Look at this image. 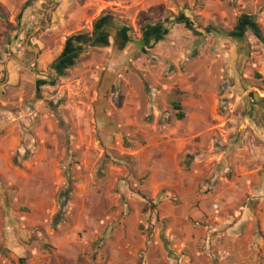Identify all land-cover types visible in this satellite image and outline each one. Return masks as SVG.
<instances>
[{
	"label": "rangeland",
	"instance_id": "rangeland-1",
	"mask_svg": "<svg viewBox=\"0 0 264 264\" xmlns=\"http://www.w3.org/2000/svg\"><path fill=\"white\" fill-rule=\"evenodd\" d=\"M67 1L69 7H66V0H63L62 15L57 13L62 0L30 1V4L40 3L39 8L34 11L38 15L37 19L35 22L30 21L31 25L25 29L17 52H8L10 59L23 58V63L30 66L33 55L23 50L24 44L35 52L43 45L45 50L57 53L63 50L64 38L77 33V27H88L85 32L77 34L83 40L87 39V34L93 32L94 24L101 18H105L107 27L112 28L107 39V42L110 39L111 45L105 46L110 48V52L101 62L98 54H104L101 51L103 47L98 46L99 51L84 49L82 54L76 55L73 66L60 74L54 65L61 51L45 71L39 72L36 66L29 67L28 70L24 68L22 72L25 73L15 86L6 85V72L1 70L0 122L12 119L16 121L19 137L29 144L33 135L31 129L33 121L36 120L34 111L37 104L49 111L56 121L53 111L56 113L59 105L69 104L72 97L78 101L74 93L81 94L80 99L88 96L91 100L94 93L107 88L106 101L118 106L125 99L126 105L132 108L127 112L129 118L137 125L131 128V135L125 136L124 132H128L123 131L119 135V141L112 140L104 144L99 142L98 147L102 152L99 153L98 160L97 157L92 159L90 154L83 160L80 152H70L71 147L66 143L63 123L61 120L57 123L58 130L63 134L61 147L65 151L67 148V155L60 160V174L64 185L55 194V213L58 210V194L67 187V183L72 194L76 166L83 167L84 161V166L94 170V183L100 188L97 193L101 203L92 206V209L97 211L105 207V213H108L109 205L116 200L117 203L127 201V195L121 193L120 186L127 187L124 189L125 193L130 192L142 200L143 224L138 231L148 240L157 237L160 247H163L165 225L159 217L157 206L165 192L160 190L153 198L139 191L148 173L139 177L136 163L132 155H129L144 150L145 134L159 133L166 127L177 128L185 136L186 147L180 160L181 171L189 173L194 167L198 171L202 169L207 172L199 181L206 193L211 191L214 183H218L217 176L220 177V174L225 180L235 182L240 179L245 169H249L254 170L255 174L250 179L251 193L247 199L261 198L264 193L258 190L264 186V0H166L167 6L158 8L155 15H139L137 24L138 18L134 20L124 15L127 12L124 6L130 0ZM206 2L211 10L224 13V18L215 15V18L205 20L195 15L202 12ZM82 9L86 18L79 19L78 15L79 21H70L68 15L71 11H75L77 15ZM53 14L57 15V20H54ZM127 14L133 15L130 11ZM243 15L248 16L244 21L247 28L243 38H227L225 34L235 29L238 22L244 19ZM44 17L47 23H44ZM34 23L37 24L36 30H39L29 36ZM50 23L55 29L44 32L46 24L50 26ZM20 24L22 16L19 17V24L14 20L6 26L12 32ZM145 26L163 34L162 41L150 50H145L135 42L140 39L141 29ZM122 31V35H127L123 42L119 38ZM199 36H203L205 41L192 52L190 47ZM77 45L79 44H75V49ZM20 52L23 53L21 57L18 56ZM85 52L89 54L83 55ZM92 52L96 54L93 55ZM2 62L0 55V67ZM89 62L93 65L87 66L86 63ZM108 73L111 78L106 80L105 75ZM253 94H256L255 99ZM176 101L183 106L182 110L186 114V118L179 123H174V111L171 107ZM197 105L199 109L196 108ZM20 108L25 112L22 120L18 119L22 113ZM196 120H202L201 124L195 126ZM190 122L193 124L192 128ZM189 129H192L191 133L188 132ZM257 155L261 156V160L256 159ZM21 163L15 153L11 164L21 168ZM145 165L143 159V166ZM118 169H121V174ZM12 192L13 189L6 188L0 181V215L4 225L7 223L3 209H11V199L8 201V198ZM136 192L146 197L147 201ZM71 194L64 207V220L57 229L66 219L67 203ZM169 201L175 203L178 200L171 194ZM18 212L22 213L23 208ZM53 216L48 224L50 231L57 230L50 227ZM8 225L17 227L16 218L9 217ZM17 228L18 230L13 228L11 233L19 237V231L22 230ZM37 231L29 232L30 237L25 244L30 249L36 246L40 248L39 251L46 253V246L41 243L40 237H36ZM3 246L0 243V263L18 264L19 259H24L25 264H28L33 250H22L20 256L17 255L14 259L11 251L2 250ZM139 259L140 264L144 263L143 255H139ZM90 260L94 261V258L90 257Z\"/></svg>",
	"mask_w": 264,
	"mask_h": 264
},
{
	"label": "crops",
	"instance_id": "crops-1",
	"mask_svg": "<svg viewBox=\"0 0 264 264\" xmlns=\"http://www.w3.org/2000/svg\"><path fill=\"white\" fill-rule=\"evenodd\" d=\"M30 1L0 0V55L3 61L0 71L6 72L8 86L18 83L25 73L22 72L24 68L28 70L27 68L36 66L39 72L45 71L62 51L50 52L42 45L35 52L24 44L23 50L33 55L30 66L23 63V58L10 59L8 52H17L25 29L31 25L30 21L35 22L37 19L38 15L34 11L39 8L40 3L30 4ZM63 4L62 0L57 12L60 15L63 13ZM162 6H167L166 0H130L124 8L133 15L127 12L124 15L134 20L138 18L137 24L139 15L153 16ZM66 7H69L67 0ZM83 13V9L77 15L75 11H71L68 17L70 21L78 20V15L79 19L86 18ZM53 15L54 20H57V15ZM195 15L205 20L215 18V15L224 18V13L208 8L207 2L202 12ZM21 16L20 27L9 31L6 24L14 20L19 24ZM44 23H47L46 17ZM36 26L34 23L29 36L39 30H36ZM54 29L52 23L50 26L46 24L44 32ZM76 30L75 35L85 32L88 27L80 25ZM122 37L119 34L123 42L127 35L124 40ZM67 38H64V42ZM108 44L111 45L110 39ZM76 47L74 49L79 50L83 46L79 44ZM101 47L104 54H98V57L102 62L110 48ZM97 48L87 50L99 51ZM88 54L89 52H85L83 55ZM21 55L23 53H18V56ZM86 65L93 64L89 62ZM110 78L109 73L105 75L106 80ZM74 94L78 101L72 97L69 104L56 108L57 114L53 111L56 121L49 111L38 104L35 106L36 120L33 121V135L29 144L19 137L16 121L12 119L0 122V181L6 188L13 189L8 198V201L11 199V209H3L7 225H4L0 215V243L4 245L2 250L11 251L14 259L15 256H20L22 250H33L28 264H140L139 255H143L145 264H264V195L259 199H247L251 193L250 179L255 171L245 169L240 179L235 182L225 180L221 174L219 177L214 172L218 183H214L211 191L206 193L199 181L207 172L202 169L198 171L194 167L189 173L181 171L180 160L186 147L185 136L172 127H166L159 133L146 131L150 133L144 135V150L129 155H132L136 163L139 177L148 173L139 191L153 198L160 190L165 192L157 206L159 217L165 225L163 247H160L157 237L148 240L138 231L143 224L142 200L130 192L125 193L124 189L127 187L120 186L121 193L127 195V201L117 203L116 200L109 205L108 213H105V207H100L97 211L92 209V206L101 203L97 193L100 188L94 183V170L84 166V161L83 167L76 166L75 184L67 203L66 219L60 228L50 231L49 220L57 209L55 194L64 185L60 174V160L67 151V148L65 151L61 147L63 134L58 130L57 123L60 120L63 123L66 143L71 147L70 152H80L83 160L89 154L92 159L97 157L98 160L99 153L102 152L98 147L99 142L104 144L112 140L119 141V135L123 131L128 132L123 135H131V128L137 125L129 118L127 112L132 108L126 105L125 99L118 106L106 101L107 88L94 93L91 100L88 96L80 99L81 94ZM175 104L180 106L184 120L186 114L182 110L183 106L176 101L171 104L172 109ZM196 108L199 109V105ZM19 111L22 113L18 119L25 118L23 109L20 108ZM173 111L174 123L181 122L182 120L178 121L175 117L176 111ZM201 121L196 120L194 125H200ZM189 125L192 128L191 122ZM191 130L188 132L191 133ZM15 153L17 159L22 161L21 168L11 164ZM256 159L261 160V156L257 155ZM118 171L119 174L122 173L121 169ZM258 192L264 193V186ZM171 194L177 198V202L169 201ZM20 208H23L22 213L18 212ZM12 216L18 222L17 227L22 230L19 231V237L11 233L13 228H18L8 225L9 217ZM33 230H38L36 237H40L48 252L42 253L36 246L31 249L26 246L29 232Z\"/></svg>",
	"mask_w": 264,
	"mask_h": 264
},
{
	"label": "water",
	"instance_id": "water-1",
	"mask_svg": "<svg viewBox=\"0 0 264 264\" xmlns=\"http://www.w3.org/2000/svg\"><path fill=\"white\" fill-rule=\"evenodd\" d=\"M243 18H248L247 15H243ZM104 22V21H103ZM102 21H98L95 23L93 27V32L98 28L99 25H101ZM246 31V27L244 25V21L240 20L238 22V25L235 27V29L230 32L225 34V36L229 39L233 40H241L243 38V35ZM214 33H217L215 30H213ZM163 34L159 33L157 30H152L150 29L149 26H145L144 28L141 29V37L139 40H135L140 46H142L145 50H150L152 49L158 42L162 41ZM124 40L125 38L122 37ZM83 40V37L80 35H75V36H70L66 39L64 42L63 50H62V56L68 55L71 53V51L74 50L75 44L80 43ZM204 37L199 36L198 40L193 42V44L190 47V50L193 52L195 51L203 42H204ZM103 46H107L108 43H103ZM144 51V50H143ZM69 64H72V61H68ZM56 71V70H55ZM253 98H256V94H253Z\"/></svg>",
	"mask_w": 264,
	"mask_h": 264
},
{
	"label": "trees",
	"instance_id": "trees-1",
	"mask_svg": "<svg viewBox=\"0 0 264 264\" xmlns=\"http://www.w3.org/2000/svg\"><path fill=\"white\" fill-rule=\"evenodd\" d=\"M246 18L242 19L243 21H245ZM98 21H102L101 25L98 26L97 29H100L101 27L105 26L106 25V19L105 18H101L99 19ZM97 21V22H98ZM104 21V22H103ZM95 25V24H94ZM244 25L245 27L247 28V25H246V22H244ZM94 27V26H93ZM96 29V30H97ZM124 31L121 32L120 35H122ZM160 33V32H159ZM123 37H126V33H124L122 35ZM103 43H108L106 39H103L102 40V43L99 44V46H103L102 44ZM98 45V44H97ZM74 51V50H73ZM73 51H71L70 54L68 55H65V56H62V53L60 55V57L58 58V60L56 61L55 65L56 68H57V71L60 73V74H63V72L65 70H67L69 67L73 66V63H74V60H75V57H76V54L73 53ZM69 60L72 61V64H69ZM259 78V77H258ZM264 83V82H263ZM173 109L176 111V114H175V117L178 121H181L184 116L183 114L181 113V108L178 104H175L173 105ZM69 182V181H68ZM71 194V188L69 187V183H67V187L63 190L60 191V193L58 194V197H57V200H58V210L57 212L55 213V215L53 216V219L51 221V229L52 230H56L57 227L63 222L64 220V207L66 205V202L67 200L69 199V195ZM136 194L138 196H140L143 200L147 201L146 200V197H144L143 195L139 194L136 192ZM18 264H25V260L24 259H19L18 260Z\"/></svg>",
	"mask_w": 264,
	"mask_h": 264
},
{
	"label": "flooded vegetation",
	"instance_id": "flooded-vegetation-1",
	"mask_svg": "<svg viewBox=\"0 0 264 264\" xmlns=\"http://www.w3.org/2000/svg\"><path fill=\"white\" fill-rule=\"evenodd\" d=\"M110 30H112V28L107 27V25H105V26L101 27L100 29L95 30L93 34L92 33L87 34L88 38L84 39L80 43H78V44H82V46H83L82 49H79V50L74 49L73 53L78 54V53L82 52L81 50H84L87 48H92V47L93 48L98 47L99 44L102 43L103 39L107 40L109 38L108 33ZM65 71H67V70H65Z\"/></svg>",
	"mask_w": 264,
	"mask_h": 264
}]
</instances>
